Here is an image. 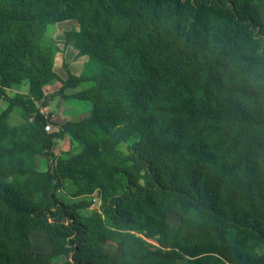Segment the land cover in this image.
Returning <instances> with one entry per match:
<instances>
[{
	"label": "trees",
	"instance_id": "obj_1",
	"mask_svg": "<svg viewBox=\"0 0 264 264\" xmlns=\"http://www.w3.org/2000/svg\"><path fill=\"white\" fill-rule=\"evenodd\" d=\"M70 20L88 60L62 80L47 31ZM56 80L88 117L42 113ZM0 101V264H264V0H0ZM63 135L81 150L39 170ZM64 182L99 211L61 202Z\"/></svg>",
	"mask_w": 264,
	"mask_h": 264
},
{
	"label": "rangeland",
	"instance_id": "obj_2",
	"mask_svg": "<svg viewBox=\"0 0 264 264\" xmlns=\"http://www.w3.org/2000/svg\"><path fill=\"white\" fill-rule=\"evenodd\" d=\"M80 30V25L75 20L65 21L62 23H58L56 25H52L48 28L47 36L60 42V51L56 55V64L55 71L58 76L65 80L67 74V68L65 65L71 64L72 72L81 75L84 71L80 70L78 72V68L81 64L83 68L86 64L87 58H78L75 42L72 40L69 44L70 40H67L66 34L68 32H78ZM67 43L66 46L64 43ZM69 69V68H68ZM91 82H84L81 85V90L90 87ZM62 86L61 82L56 80L50 85L46 87V96L48 103L50 102L49 107L39 108L45 114H51V118L56 122L63 121H80L86 117H88L93 109L92 104L90 102L72 100L67 98H60L56 93ZM28 91V85L24 84L20 86V88L16 89L15 93L11 95L14 96L17 93ZM69 96V95H68ZM8 104L5 101H0V111L6 109ZM56 114V115H53ZM61 118L65 120H60ZM9 122L12 125H21L25 122L24 114L20 109H16L12 112L9 117ZM55 129L51 128L50 132H53ZM138 141L137 137H133L127 140L126 143L121 144L116 148V151L119 155H125L128 153V146L132 145L134 142ZM81 150V146L77 143L73 142L68 136L63 135L60 138L55 140L54 147L52 150V157H42L38 156L36 158V166L39 170L46 171L51 165H54L56 161L59 159L67 160L71 158L74 154L78 153ZM56 194L61 202L70 206H78L81 202L88 203L90 205L89 208L81 210V213L89 216L95 212L99 211L100 208V200L97 198L96 193L86 192L83 195H78V190L75 186H73L70 182H64L59 184L56 190ZM169 222L174 226H179L180 220L178 217L174 215H170ZM34 249L37 251L47 252L49 251V240L47 234L43 231L34 232L31 236ZM263 251V250H262ZM66 258L60 257L53 261V264H64ZM178 264H185L184 261H179Z\"/></svg>",
	"mask_w": 264,
	"mask_h": 264
},
{
	"label": "crops",
	"instance_id": "obj_3",
	"mask_svg": "<svg viewBox=\"0 0 264 264\" xmlns=\"http://www.w3.org/2000/svg\"><path fill=\"white\" fill-rule=\"evenodd\" d=\"M72 40H70L69 41V44H68V46L70 45V42H71ZM58 44L60 45V42H58ZM66 42L64 43V45L66 46ZM58 45V46H59ZM59 48H60V46H59ZM76 49V48H75ZM59 51H60V49H59ZM75 53H77V50H76V52ZM79 59L80 58H87L86 56H81V57H79V56H77ZM87 60H88V58H87ZM87 60H86V62H87ZM55 61H56V58H55ZM55 64H56V62H55ZM67 65H68V68H69V71L72 73V74H74L75 76H79V75H77V74H75V73H73L72 72V66H71V64H68L67 63ZM56 69V68H55ZM80 70H83V65L81 66V64H80V66H79V68H78V72H80ZM67 74V73H66ZM65 77H68V74L65 76ZM66 80V79H65ZM18 88H20V86H16V87H14L13 89H11V90H9V94L11 95L12 93H15V91H16V89H18ZM81 90V86H79L78 88H76V89H68V90H66V92H65V95H72V94H74V93H76V92H78V91H80ZM21 93H24V94H27V91L26 92H21ZM61 98V97H60ZM72 100H74V99H72ZM49 105H50V102L48 103V106H47V108L49 107ZM46 108V109H47ZM12 114V113H11ZM11 114H10V116H11ZM53 115H56V114H53ZM9 116V117H10ZM66 119V118H65ZM65 119H63V118H61L60 120H65ZM67 121V120H66Z\"/></svg>",
	"mask_w": 264,
	"mask_h": 264
},
{
	"label": "built area",
	"instance_id": "obj_4",
	"mask_svg": "<svg viewBox=\"0 0 264 264\" xmlns=\"http://www.w3.org/2000/svg\"><path fill=\"white\" fill-rule=\"evenodd\" d=\"M42 113H44V112H42ZM45 114V113H44ZM45 115H47V114H45ZM45 131H47V132H50L51 131V128H52V125L51 124H48V125H46L45 127ZM98 198V197H97ZM99 199V198H98Z\"/></svg>",
	"mask_w": 264,
	"mask_h": 264
}]
</instances>
